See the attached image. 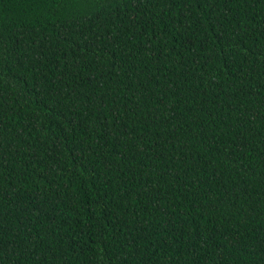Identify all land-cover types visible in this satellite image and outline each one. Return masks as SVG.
I'll return each instance as SVG.
<instances>
[{
  "label": "trees",
  "instance_id": "16d2710c",
  "mask_svg": "<svg viewBox=\"0 0 264 264\" xmlns=\"http://www.w3.org/2000/svg\"><path fill=\"white\" fill-rule=\"evenodd\" d=\"M0 264H264V0H0Z\"/></svg>",
  "mask_w": 264,
  "mask_h": 264
}]
</instances>
